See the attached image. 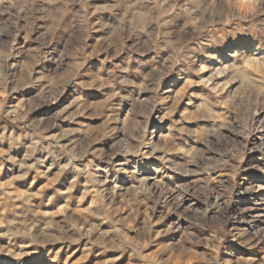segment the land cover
I'll list each match as a JSON object with an SVG mask.
<instances>
[{"label": "rangeland", "instance_id": "1", "mask_svg": "<svg viewBox=\"0 0 264 264\" xmlns=\"http://www.w3.org/2000/svg\"><path fill=\"white\" fill-rule=\"evenodd\" d=\"M258 215L264 0H0V264H264Z\"/></svg>", "mask_w": 264, "mask_h": 264}, {"label": "bare ground", "instance_id": "2", "mask_svg": "<svg viewBox=\"0 0 264 264\" xmlns=\"http://www.w3.org/2000/svg\"><path fill=\"white\" fill-rule=\"evenodd\" d=\"M205 4H206V3H205ZM213 7H214V6H213ZM231 7H232V6H231ZM238 7H239V6H238ZM209 9H210V8H209ZM206 11H207V10H206ZM211 12H212V11H210V12H208V13L211 14ZM214 13H215V12H214ZM208 16H210V15L208 14ZM212 16H213V15H212ZM216 16H217V15H216ZM218 16H219V15H218ZM205 17H206V16H205ZM205 17H204V18H205ZM209 18H210V17H209ZM209 18H208V19H209ZM212 18H214V16H213ZM219 18H220V17H219ZM215 19H216V18H215ZM216 20H217V19H216ZM221 20H222V19H221ZM207 21H208V20H207ZM208 22H209V21H208ZM213 22H214V21H213ZM213 22H211V21H210L209 23L206 22L205 26H203V27L201 26V27H202V28H207V27L211 26V25L213 24ZM217 22H218V21H217ZM202 25H203V24H202ZM210 28H211V27H210ZM208 32H209V31H208ZM211 32H212V31H211ZM214 32H215V31H214ZM207 35H208V34H207ZM205 38H206V36H205ZM205 38H204V39H205ZM207 38H208V37H207ZM254 219H258L257 221H259L260 223L264 224V215L254 216ZM252 220H253V219H252ZM253 221H254V220H253ZM259 227H260V226H259ZM259 230H260V229H259ZM261 232H262V230H261ZM7 233H8V232H7ZM259 235H260V234H259ZM260 236H261V235H260ZM260 238H261V240L264 239L263 236H261ZM257 241H258V240H257ZM251 242H252V241H251ZM263 242H264V241H263ZM255 243H256V241H255ZM260 244H261V243H260Z\"/></svg>", "mask_w": 264, "mask_h": 264}]
</instances>
